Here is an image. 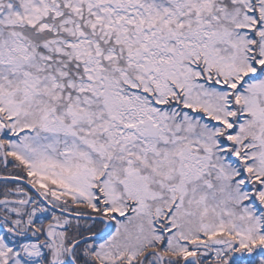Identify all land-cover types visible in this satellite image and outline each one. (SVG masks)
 Masks as SVG:
<instances>
[{
  "label": "snow or ice",
  "instance_id": "obj_1",
  "mask_svg": "<svg viewBox=\"0 0 264 264\" xmlns=\"http://www.w3.org/2000/svg\"><path fill=\"white\" fill-rule=\"evenodd\" d=\"M0 264H264V0H0Z\"/></svg>",
  "mask_w": 264,
  "mask_h": 264
}]
</instances>
